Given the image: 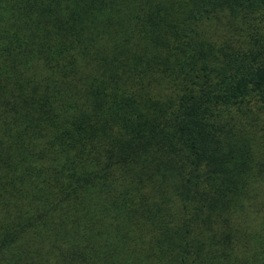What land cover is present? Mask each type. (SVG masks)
I'll return each mask as SVG.
<instances>
[{
  "label": "trees",
  "instance_id": "obj_1",
  "mask_svg": "<svg viewBox=\"0 0 264 264\" xmlns=\"http://www.w3.org/2000/svg\"><path fill=\"white\" fill-rule=\"evenodd\" d=\"M0 264H264V0H0Z\"/></svg>",
  "mask_w": 264,
  "mask_h": 264
}]
</instances>
